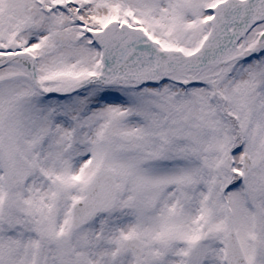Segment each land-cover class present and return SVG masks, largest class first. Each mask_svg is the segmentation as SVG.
Returning a JSON list of instances; mask_svg holds the SVG:
<instances>
[{"label": "rangeland", "instance_id": "1", "mask_svg": "<svg viewBox=\"0 0 264 264\" xmlns=\"http://www.w3.org/2000/svg\"><path fill=\"white\" fill-rule=\"evenodd\" d=\"M216 1L97 0L49 17L33 0H0V48L12 40L39 49V80L63 90L102 70L100 50L90 46L106 24L99 4L115 3L112 19L121 10V20L131 5L154 35H173L168 47L188 53L209 37ZM263 31L264 23L223 58L255 46ZM253 58L200 74L219 73L230 116L211 85L137 93L149 82L121 80L47 100L20 62L1 69L0 264H133L129 237L148 245L143 264H226L228 206L249 264H264V45ZM159 120L174 136L156 132ZM124 132L132 143L119 142ZM245 155L253 165L246 179ZM102 164L121 175L118 202L75 231L71 206Z\"/></svg>", "mask_w": 264, "mask_h": 264}, {"label": "water", "instance_id": "2", "mask_svg": "<svg viewBox=\"0 0 264 264\" xmlns=\"http://www.w3.org/2000/svg\"><path fill=\"white\" fill-rule=\"evenodd\" d=\"M262 21H264V0H226L221 2L215 9L212 35L209 43L201 50H198L191 55H184L182 52L172 54L159 52L153 47V45L151 46V50H153L154 54L157 56L159 68L185 67L188 69H203L214 63L225 49L230 46H235L241 39L246 37L255 25ZM230 29L232 30L230 31ZM134 32L136 37H131V40L134 42L127 48H123V54L119 61L114 58L111 63L110 60V64H106V69L100 75L85 79L76 87L65 92H50L41 87L36 78L34 57L29 53L6 55L0 60V68L7 66L16 58L24 56L22 58H27L28 60L29 57L28 69L37 88L54 97L71 95L96 82H111L115 73L121 69V65L126 56L133 51L135 42L139 39H145L144 34L139 30H135ZM123 38H125V36ZM136 38L137 40L135 41ZM257 49L258 48L256 47L247 50L233 59L250 58ZM190 79L193 82L192 77ZM187 82L190 83V81ZM121 139L130 142L132 141V136L122 134ZM244 169L246 177H249L253 170L249 156L245 157ZM117 191L116 174L112 169L102 168L89 185L87 196L78 201L73 207V228L78 229L93 216L110 210L116 203ZM125 244L133 252L135 264H142L143 255L147 248L146 245L138 238H129L125 241ZM227 261L228 264H248L238 237L234 231L233 224H231V232L227 236Z\"/></svg>", "mask_w": 264, "mask_h": 264}, {"label": "flooded vegetation", "instance_id": "3", "mask_svg": "<svg viewBox=\"0 0 264 264\" xmlns=\"http://www.w3.org/2000/svg\"><path fill=\"white\" fill-rule=\"evenodd\" d=\"M36 2V5L38 6L37 9L42 13V14H46L49 17L53 16H59V15H63L66 14L67 12L70 11V7L72 5H78V10L82 11L83 8L88 7V6H92L93 3L90 0H33ZM183 2V0H178V3L181 4ZM137 3H139V1H137ZM10 4V2L8 3ZM88 4V5H87ZM35 10V8L31 9V12H33ZM38 11V12H39ZM143 17V16H142ZM64 25V24H63ZM140 26L137 25H133L132 28H137ZM105 29L102 30H97L96 35L95 36H91L92 39H95L97 41V49L100 50V54H99V60L102 63V66L104 64V62H106V60H108V62L110 63V60H114V58L116 60H120V57H122V50L123 48H127L128 46H130V42H129V38H126L125 40H122V36H111L109 34V36H107V34H103L105 31ZM111 31V30H109ZM113 32V31H111ZM165 37V36H164ZM63 41L65 40L64 38H61ZM167 39H171L169 36H166V38H164L165 41H169ZM8 45L13 43L12 40L8 41ZM7 45V46H8ZM23 43L20 44L19 46V50L21 51H29L31 53H35L36 58L38 59L40 56L38 53H36V51H38L39 49L30 47L31 45L28 42H25V46L23 47ZM147 42L144 40H140L137 43H135L134 45V51L130 52L128 56H126L125 60L123 61V74L127 77H133L136 80H141V79H145V81H151V80H155L156 78L162 76L164 78L169 77L168 72L167 71H160L157 72L155 71V69L153 68V66L150 64L152 62V59L150 57H148V55L145 52H136V49L138 48H143L146 47ZM2 47L0 48V55H4L6 53L9 52V46L8 47ZM29 46V47H28ZM127 52V50H126ZM37 70V69H36ZM38 72H39V68L36 71L37 73V77H38ZM202 72H200L201 74ZM200 74H196L197 78L201 79V83L199 86H212L213 82H214V77L216 74L213 75H207V76H203ZM185 76H182L181 79L179 80H183ZM39 78V77H38ZM206 78V80H205ZM30 80V79H29ZM41 82V81H40ZM31 83V82H30ZM38 93H40L37 89H35ZM187 88H185L183 91H186ZM41 94V93H40Z\"/></svg>", "mask_w": 264, "mask_h": 264}, {"label": "bare ground", "instance_id": "4", "mask_svg": "<svg viewBox=\"0 0 264 264\" xmlns=\"http://www.w3.org/2000/svg\"><path fill=\"white\" fill-rule=\"evenodd\" d=\"M117 7V5H115V3H102L98 5V13L100 14L99 16L102 17H107L104 21V23H110V21L112 20V18L114 17L113 14H115V8ZM112 12V15H110V13Z\"/></svg>", "mask_w": 264, "mask_h": 264}]
</instances>
